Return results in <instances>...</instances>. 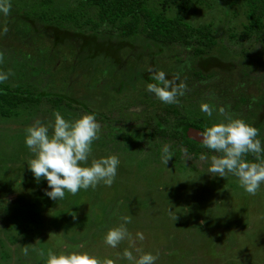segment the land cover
<instances>
[{"label": "rangeland", "instance_id": "1", "mask_svg": "<svg viewBox=\"0 0 264 264\" xmlns=\"http://www.w3.org/2000/svg\"><path fill=\"white\" fill-rule=\"evenodd\" d=\"M41 1L11 0L10 14L0 13V52L4 54L0 72L13 73L0 84L11 87L26 77L37 92L52 96L64 88L71 98L85 101L101 126L89 163L92 158L116 155L119 166L110 187L101 183L54 201L45 195L50 190L47 181H36L27 167L32 153L25 144V129L37 119L45 124L53 121L56 112H50L43 98L38 107L0 116V264H45L49 250L59 254L65 245L67 251L87 252L102 264L107 260L129 264L120 254L128 249L138 256L136 248L156 255L155 264H264V184L256 195H250L236 177L207 172L211 156L216 155L210 150L194 158L183 149L177 163L171 158L165 164L162 149L171 143L159 136L132 141L127 135L134 129L146 131V124L152 130V115H163L164 103L146 91L147 84L155 82L152 73L157 70L187 85L176 103L183 114L197 110L208 117L200 111L203 102L213 106V116L208 117L213 123L244 116L254 126L264 118V43L254 36L242 43L229 38L230 32H239L246 22L242 0H210L208 8L203 5L209 0H204L193 3L185 13L194 25L212 22L220 47L209 54L198 56L186 47L153 46L139 36L120 51L118 67L109 61L92 64L85 60L88 55L80 53V33L65 30L58 34L38 21V14L52 16L38 9ZM73 1L54 0L52 5L59 7L54 11L56 22H62L60 15L66 23L83 19L71 14L78 11ZM94 8H86V14L96 17ZM68 14L72 17L65 19ZM242 48L249 53L247 58L231 55ZM207 58H215L216 65L206 62ZM196 71L206 78L194 80ZM252 101L261 104L252 106ZM110 128L117 129V137ZM107 132L114 135L107 136ZM202 155L208 159H201ZM124 216L131 217L125 226L134 243L125 239L112 248L103 237L109 228L123 223ZM137 232L143 233V241L136 238ZM24 247L29 249L27 256L22 253ZM33 249L43 250L45 256Z\"/></svg>", "mask_w": 264, "mask_h": 264}, {"label": "trees", "instance_id": "2", "mask_svg": "<svg viewBox=\"0 0 264 264\" xmlns=\"http://www.w3.org/2000/svg\"><path fill=\"white\" fill-rule=\"evenodd\" d=\"M203 1L204 0H74L72 4L78 11L77 14H71H73V17L77 16L83 19L73 24V22H64L62 15L59 16L62 22H56L57 18L54 17V11L59 7L52 5L54 0H42V6L38 9L42 12H52V14H50L52 16L47 17L46 14H38L35 18L40 22H45L43 24L53 28L55 33L59 34L60 31L65 30H72V33H80L81 39H79L82 41L80 42L82 51L80 53L86 52L85 54L88 55L87 58H84L85 60L92 64L98 61L102 63L109 61L118 67L119 64L116 63V59L120 51L123 50V47L127 46V43H129L131 39L139 36L147 39L153 46L157 44L162 47L164 46V48L178 46L191 48L192 52L198 56L209 54L212 48H219L220 40H218L214 34L211 21L194 25L185 18V13L193 3H201ZM242 3V12L246 22L242 23L243 28L239 30V32H230L229 38L242 43L254 36V39H261L264 43V0H242ZM92 5L95 7L96 17H91L85 12V9H88L89 6ZM211 5L209 0L203 6L208 8L211 7ZM171 10L172 12L170 13ZM82 11L86 16H83ZM71 14H68L65 19L71 18ZM114 33L117 34V36H122V38L117 39ZM101 34L106 35L103 38ZM66 35L67 34L63 36ZM55 38L62 39L58 36H55ZM56 42H58V40H56ZM177 43L178 45H175ZM231 55H236L239 58H247L249 53L246 48H242L238 52L234 50ZM214 59L215 58H207L205 61H210V63H213L211 65H214L217 63L213 61ZM256 64H258V62H256ZM241 72L240 76L242 74L244 76L245 74L243 71ZM193 77L194 80L206 78L201 71H196ZM25 79L28 80L26 77ZM26 80L20 81L21 83H14L11 87L7 84H0V116L7 117L13 113L16 115L19 113L20 108L30 107L31 105L38 107L41 103V99L45 98V103L51 106L50 112H59L67 120L76 119L79 117V114L81 116L85 113L94 114L96 117V113L89 110L90 107L85 101L71 98L69 94L65 92L64 88H62L63 92L60 90L55 92V95L50 96L48 93H44V91L37 92V89L33 87L30 82L31 80L28 82ZM176 80L179 84V80ZM238 99H240L241 102L245 101V98ZM259 103L260 101L256 103L252 101L251 104L255 106ZM234 107L238 110L241 109L239 104H236ZM161 109L163 115L161 114L158 118H154L150 113L152 115L151 119L153 120L152 130L149 129V125L146 124L147 126H144L146 131L139 133L138 130L134 129L133 132L127 134L130 138H133L132 141H135L139 136H147L149 139H153L154 136L161 137L162 141L171 143L170 148L173 151V163H177L178 157L181 155L183 149L194 158L199 157L200 153H204V150H208L201 146V142L191 139L187 133L189 127H195L203 131L206 126H211L213 122L208 117L199 114L197 110H195L192 115L183 114L177 109L176 104H163ZM238 118L248 123L244 116H238ZM170 119L173 120L171 121ZM168 123H170V125H168ZM253 127H258L257 129L262 131L258 139L261 140L263 145L264 118ZM110 130H113L116 133L114 137H117V129L110 128ZM106 135L111 136L114 134L112 132H107ZM155 145H159V143L155 142ZM247 159L254 160L255 158L249 155Z\"/></svg>", "mask_w": 264, "mask_h": 264}, {"label": "clouds", "instance_id": "3", "mask_svg": "<svg viewBox=\"0 0 264 264\" xmlns=\"http://www.w3.org/2000/svg\"><path fill=\"white\" fill-rule=\"evenodd\" d=\"M11 0H0V13L8 16L11 12ZM8 31L7 25L3 27V33ZM4 60L3 52H0V63ZM151 71V69H150ZM9 72H0V83H4L12 75ZM154 83H148L146 91L164 104L179 103L178 97L184 95L187 87L184 83H177L176 78L168 79L163 71L152 73ZM200 111L206 116H213V106L209 103H201ZM220 113L224 109H219ZM51 129V132H50ZM101 126L95 115L85 113L73 120L65 119L59 112L54 113V120L47 124L41 120H35L25 129V144L32 153L27 161V167L32 172L36 181L42 178L47 181L48 189L45 191L54 201L63 200L66 193L76 195L81 189H95L101 183L111 186L114 183L119 158L116 155L107 157L89 158L92 154V144L99 139ZM259 130L239 118L229 119L227 122H216L206 126L200 133L201 146L216 155L211 156L207 172L213 176L226 178L231 175L238 179L239 186L250 195H256L264 184V146L258 139ZM172 152L168 145H164L161 160L167 164L172 158ZM252 155L255 159L248 160ZM201 159L208 157L202 155ZM171 214V211H170ZM75 218V217H74ZM174 221L177 219L175 215ZM123 223L117 227L109 228L104 235V243L116 248L122 241H132L128 232L127 223H131V217H122ZM136 238L144 240L143 233L137 232ZM38 255L45 256L43 250H37ZM138 256L125 249L120 254L129 264H155L158 259L152 253H144L136 248ZM27 256L29 249H22ZM45 264H102V262L87 252L65 251L59 254L49 250ZM103 264H113L107 260Z\"/></svg>", "mask_w": 264, "mask_h": 264}, {"label": "water", "instance_id": "4", "mask_svg": "<svg viewBox=\"0 0 264 264\" xmlns=\"http://www.w3.org/2000/svg\"><path fill=\"white\" fill-rule=\"evenodd\" d=\"M202 132V130L195 128V127H189L188 128V135L191 139L195 140V141H199L201 142V137H200V133Z\"/></svg>", "mask_w": 264, "mask_h": 264}]
</instances>
